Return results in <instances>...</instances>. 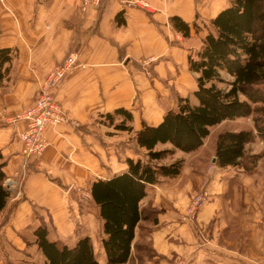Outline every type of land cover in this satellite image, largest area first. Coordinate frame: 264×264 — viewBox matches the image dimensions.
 <instances>
[{
  "label": "crops",
  "instance_id": "obj_1",
  "mask_svg": "<svg viewBox=\"0 0 264 264\" xmlns=\"http://www.w3.org/2000/svg\"><path fill=\"white\" fill-rule=\"evenodd\" d=\"M126 1L104 0L99 9L82 14L79 0H0V48L12 52L0 83V162L6 179H23L9 190L0 213V238L17 251L26 248L23 232L44 224L49 241L73 246L88 237L98 264H106L102 221L89 185L124 172L127 159H145L133 136L142 122L155 126L176 108L168 98L169 86L187 98L182 94L184 45L197 32L184 38L169 19L199 26L198 20L210 21L228 5L221 0L220 7L219 0H141L148 4L142 8ZM71 53L85 68L70 71L55 98L78 127H48L47 148L23 167L17 132L24 123L15 127L8 118L32 103L44 76ZM145 58L156 60L150 78L139 63ZM119 109L131 114L125 123L131 131L114 128L121 117L113 124L105 119ZM255 141L264 145L258 137ZM201 152L176 151L185 155L179 175L160 177L147 187L141 206L161 212L155 224L141 223L146 231L137 228L134 243L149 242L152 253L140 260L133 253L134 264H264V157L253 172L244 173L217 167L212 148L207 156ZM201 184L207 185L210 199L193 222L187 221L185 207ZM81 193L88 195L82 203Z\"/></svg>",
  "mask_w": 264,
  "mask_h": 264
},
{
  "label": "trees",
  "instance_id": "obj_2",
  "mask_svg": "<svg viewBox=\"0 0 264 264\" xmlns=\"http://www.w3.org/2000/svg\"><path fill=\"white\" fill-rule=\"evenodd\" d=\"M227 1V7L209 21L200 49L187 56L188 71L195 75L194 103L179 97L176 108L167 110L157 125L142 122L133 140L144 150L145 160L127 159L124 172L89 185L90 199L102 221L100 242L106 264H128L134 260L133 253L138 260L152 253L149 242L134 243V240L137 228L142 233L146 231L140 226L142 222L156 223V212L141 206L147 187L159 183L160 177L174 178L180 173L181 160L159 164L167 155L175 151L184 154L202 151L213 128L224 122L251 118L250 128L225 129L215 135L211 144L214 164L220 169L237 168L251 173L261 159V154L248 151V145L256 137L264 141V0ZM115 21L122 23L121 12ZM169 22L184 38L192 30L198 32L195 23L190 25L179 17H171ZM11 61V49L0 48V83L8 73L5 66ZM116 116L122 121L114 128L131 131L125 125L131 121V114L119 109L106 114L105 119L113 124ZM166 144L171 148L156 149ZM4 165L0 162V213L10 197L4 186ZM47 235L44 224L32 230L33 244L42 255L43 264H98L88 237L67 246L59 240L49 241Z\"/></svg>",
  "mask_w": 264,
  "mask_h": 264
},
{
  "label": "rangeland",
  "instance_id": "obj_3",
  "mask_svg": "<svg viewBox=\"0 0 264 264\" xmlns=\"http://www.w3.org/2000/svg\"><path fill=\"white\" fill-rule=\"evenodd\" d=\"M223 3L224 2H227V0H221ZM220 0H219V5L218 7H220ZM197 24L199 25L198 27V32L197 34L192 37L189 41H186L185 42V45H184V51H185V56H188V54H192L194 52H196L197 50L200 49V46H201V43H202V39L204 37V35L206 34L207 32V27H208V24H209V21L208 20H205L204 22L198 20L197 21ZM72 54V53H71ZM76 54V53H74ZM77 55V54H76ZM78 58V56H77ZM146 59V58H145ZM151 59V62H149L147 65H143L141 63V61H139L140 63V66H141V69H142V72L145 74L146 76V72L145 70H149V73H150V76L148 78H150L151 76H153V71H152V67L153 65L156 63V60H154L153 58H149ZM143 60V59H142ZM83 65V67H81ZM54 68V67H53ZM52 68V69H53ZM75 68H81V69H84L85 68V65L80 63L78 61V64H76L73 68H71L70 70H68V72L65 74L64 78L62 79V81L59 83V85L54 88L51 93H52V96L54 97L55 101L57 102L56 98H55V92L56 90L59 88V86L62 84V82L64 81V79L66 78V76L68 75V73L70 71H72L73 69ZM51 69V70H52ZM50 70V71H51ZM49 71V72H50ZM48 72V73H49ZM184 81H183V85H182V90H183V95L187 98L190 99V101L192 103H194V98L192 96V93H191V90H192V87L195 85L194 84V81H195V76L194 75H191L190 73H188L187 71V66L186 68L184 69ZM47 73V74H48ZM47 74L44 76V78L41 80V83H43L44 79L46 78ZM147 77V76H146ZM222 77L224 79H229L226 75H222ZM39 84H38V87H37V91L35 93V97L32 101V103L26 107L25 109L21 110V111H18V112H15L12 116H10L9 118H12L18 114H20L21 112L27 110L34 102L35 98H36V95H37V92H38V88H39ZM220 87H223L224 84H220L219 85ZM170 90H169V100L170 101H173L174 104H176L177 102V99L179 98L178 94H176L172 89L171 87L169 86ZM195 88V86L193 87ZM58 103V102H57ZM59 104V103H58ZM60 105V104H59ZM60 107L62 108V106L60 105ZM63 109V108H62ZM64 110V109H63ZM65 111V110H64ZM66 112V111H65ZM67 115H69L67 112H66ZM70 116V115H69ZM71 117V116H70ZM8 118V119H9ZM73 120L74 118L71 117ZM75 121V120H74ZM76 122V121H75ZM77 123V122H76ZM78 125V123H77ZM60 126H70V125H60ZM253 126V122H252V119L251 118H245V119H240V120H236V121H228V122H224L220 125H218L217 127L213 128L211 130V136L208 137L205 141V146H204V149L202 150V155H209V152H211V144L213 142V139L215 137V135L222 131V130H225V129H228V130H238V129H241V128H247V127H251ZM56 127H59V126H55V127H52V128H56ZM70 127H73V126H70ZM78 127V126H77ZM77 127H73V128H77ZM44 137H45V132H44ZM256 140V139H255ZM45 141L47 143V146H48V142H47V139L45 137ZM263 141V140H262ZM21 142V141H20ZM46 146V148H47ZM249 146V145H248ZM45 148V149H46ZM166 147H158L156 148L157 150H164ZM44 149V150H45ZM22 150V149H21ZM248 151L251 152L252 154H261V159L264 157V145H261V143H257L256 141H254L252 144H250V146L248 147ZM44 152V151H43ZM42 152V153H43ZM211 154V153H210ZM184 156L185 155H182L181 153H176V151L173 153V154H170V155H167L163 160H161L159 162V164H169L171 162H174L176 160H181L182 164L185 162V159H184ZM38 157V156H37ZM260 159V160H261ZM145 160V159H144ZM259 160V161H260ZM24 161V160H23ZM182 166V165H181ZM264 166V165H263ZM262 166V167H263ZM213 165H210L208 166V169L210 170V168H212ZM23 180V179H22ZM22 180H20L19 177H17V179H14V178H7L5 179L4 181V186H6V184H10V189H14V188H18L21 186V183H22ZM8 188V190H10ZM207 191V193L210 195L209 191H208V187L207 185L205 184H201L200 186H198V188L195 190V192H192V194H190V197H189V200L187 202V205L185 207V218L187 219V221H191L193 222L196 218V215L197 213L190 217L188 216V213H187V207L189 205V202L191 200V198L202 192V191ZM10 192V191H9ZM90 197V196H89ZM88 198V195L86 193H81L80 194V197H79V202H85ZM155 212H156V215L159 214V212H161V210L159 209H153ZM149 216H152V214L150 215L149 213ZM24 236H23V239L25 241V251L24 252H20V251H17L15 247L13 246H10L8 245L7 243H5L4 239L3 238H0V263L2 264H43V258L42 256L40 255V252L36 249L35 245L33 244V236H32V231L30 230H25L24 232ZM101 235V233L98 231V233L96 234L95 236V241H97L99 239V236ZM148 254V253H147ZM182 262H176L175 264H180ZM128 264H134L133 261H131L130 263Z\"/></svg>",
  "mask_w": 264,
  "mask_h": 264
},
{
  "label": "built area",
  "instance_id": "obj_4",
  "mask_svg": "<svg viewBox=\"0 0 264 264\" xmlns=\"http://www.w3.org/2000/svg\"><path fill=\"white\" fill-rule=\"evenodd\" d=\"M104 0H79L78 8L82 14H88L92 10L99 9ZM128 4L138 5L142 8H148V4L141 0L130 1ZM151 59L141 60L143 65H147ZM78 64L77 55L69 54L59 65L55 66L46 76L43 83L39 84L38 92L33 104L20 114L9 118V124L18 126L24 123V128L17 132V136L22 143L21 155L24 160L23 167L26 166L27 160L42 154L47 146L44 132L48 127L60 125H70L77 127V123L66 114L52 96L51 91L56 88L64 78L65 74ZM83 67V65L81 66ZM146 76L149 77V70H145ZM10 189V184H6ZM210 199L207 191H202L194 195L187 207L188 216H194L199 209ZM183 264V263H180Z\"/></svg>",
  "mask_w": 264,
  "mask_h": 264
}]
</instances>
